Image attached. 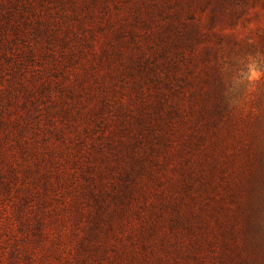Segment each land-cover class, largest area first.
Wrapping results in <instances>:
<instances>
[{
  "label": "rangeland",
  "instance_id": "rangeland-1",
  "mask_svg": "<svg viewBox=\"0 0 264 264\" xmlns=\"http://www.w3.org/2000/svg\"><path fill=\"white\" fill-rule=\"evenodd\" d=\"M234 10L211 29L206 0H0V264H224L236 186L264 168V0ZM191 12L203 36L171 48ZM129 164L105 232L88 189Z\"/></svg>",
  "mask_w": 264,
  "mask_h": 264
},
{
  "label": "trees",
  "instance_id": "trees-1",
  "mask_svg": "<svg viewBox=\"0 0 264 264\" xmlns=\"http://www.w3.org/2000/svg\"><path fill=\"white\" fill-rule=\"evenodd\" d=\"M206 5L211 7V18L209 19L211 24V29L216 27V25H224V19L236 20L239 16H235L234 6L246 10L250 7V0H206ZM188 15L189 22H183L179 20V16L176 13L171 15L173 21L170 23L171 26L179 27L180 31L177 35L176 41L171 42V48L177 49L179 44L184 43L187 47L192 48V42L199 40L203 36L202 23L195 20L192 12ZM235 22L232 21L233 25ZM209 24V23H208ZM209 24V25H210ZM174 29V31L176 30ZM173 72L166 74V81L164 84L166 87L173 83L178 84L182 81V78L177 75L179 65L177 62L171 64ZM218 87V86H217ZM175 90H170L173 93ZM177 92H175L176 94ZM215 100L216 96L212 93ZM221 108L219 102L214 103V110L211 114L218 113V109ZM172 112H177L178 107H172ZM141 139H138L140 141ZM119 146L114 147L115 158L117 162L122 163L124 159L122 156L130 157L128 155L129 151L133 149L132 144L129 147V143L124 142V139H120ZM127 144V145H126ZM128 153V155H127ZM119 159V160H118ZM134 160V158H133ZM259 170L254 171V173L246 179L241 187L236 186L241 193L240 197H232L231 202L233 203V210L231 216L230 226H227L222 231H219V236L222 237L221 248H223L224 253L221 255L220 262L224 264H264V229L262 226V212L264 205H260V202H264V168L261 164L258 165ZM107 169V168H106ZM113 167H108V173H102L100 171L96 174L97 181L93 182L94 188L88 189V193L93 200L96 207L95 215L93 217L94 226L98 229L106 230L110 232L115 231V221L119 217H125L129 213V203L133 196L134 183L132 180L135 167L129 164L127 167H121L118 170L119 173L115 174L112 170ZM110 175L113 179L106 185L104 177ZM88 196V195H87ZM89 197V196H88ZM125 212V213H124ZM130 214V213H129ZM103 221L105 226L102 228L100 222ZM217 224L221 227V222ZM212 234V232H211ZM93 232L89 231V237H93ZM214 238L217 236L214 234ZM211 241L215 240L211 238ZM219 240L216 242L218 243Z\"/></svg>",
  "mask_w": 264,
  "mask_h": 264
}]
</instances>
